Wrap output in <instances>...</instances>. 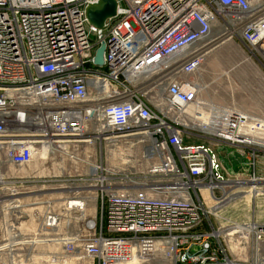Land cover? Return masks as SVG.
Segmentation results:
<instances>
[{
	"label": "built area",
	"instance_id": "2783aa9c",
	"mask_svg": "<svg viewBox=\"0 0 264 264\" xmlns=\"http://www.w3.org/2000/svg\"><path fill=\"white\" fill-rule=\"evenodd\" d=\"M97 1L0 0V171L12 176L37 154L45 163L96 141L114 147L126 134L146 140L155 162L129 173L108 167L106 154L105 166L82 161L80 182H60L64 193L43 202L31 228L1 214L0 264H264V224L214 227L206 202L264 194V145L239 134L264 133V122L214 108L196 78L231 28L264 75V12L252 0H116L98 67L84 11ZM192 118L236 148L247 177H223L212 145L189 143L197 135L183 122L197 131ZM12 180L0 198L22 194Z\"/></svg>",
	"mask_w": 264,
	"mask_h": 264
},
{
	"label": "rangeland",
	"instance_id": "374dc122",
	"mask_svg": "<svg viewBox=\"0 0 264 264\" xmlns=\"http://www.w3.org/2000/svg\"><path fill=\"white\" fill-rule=\"evenodd\" d=\"M213 33L220 36L222 31L216 30L213 31ZM95 39H97L96 36H92V40ZM240 42L242 43L238 28H231V30L222 36V40H220L222 45L219 46L220 43H218L219 47H217V49L212 53L210 68H208L207 74L204 77L205 85L207 86L206 94L210 98L213 97L220 101L237 100V97L240 98L242 95L251 98L249 95L251 88L257 89L256 86H253L250 84V82H248L249 79L260 77L259 72L257 74V70L254 66L257 65V62H255L254 59L250 57V61L248 60L249 67L246 65L243 67L240 64L241 58L237 57L233 49H229V46H227L229 43L234 45V47L237 46L236 50H238L239 53L242 55H247V47L245 46V48L242 46ZM238 46L241 49H239ZM183 123L187 127L184 129L187 132V135H197L195 137L196 139H189V143H194L190 140L206 141L212 145L211 147L214 151V154L217 156L224 168L223 172L220 171L223 177H227L225 172L229 178H234L239 175L236 173L247 170L246 160L237 154L236 148L234 146L218 143L213 141V139L210 140L208 138L209 135L205 133L190 131L189 122L184 121ZM262 135L263 134H258L259 137H262ZM141 141H143V143ZM94 143V148L91 149H74L72 152L71 150H68L69 155L73 156L74 159H70L71 157H68L69 155H63L62 157L58 158L50 155L47 161L45 163L43 162L42 166H34V162L25 169H17V171H21V173L19 172V174L12 176L9 175L11 179H14L12 181H16L14 183H17V185L21 186L20 189L22 190V194L21 196L17 195L10 198L5 196L8 198L9 203L0 206V217L1 214L5 218L13 216L11 213L12 206H23V208H21L22 213L19 215L21 219L17 218L18 221L20 220L19 222L21 224L26 222L28 225L31 222L33 223L38 214L42 212L43 205H45L43 202L45 200H54L64 193L63 190L54 189L59 184H61L60 182H65L67 184H77L80 182L79 180L83 176L80 166L83 164L81 163L82 161L88 163L101 162L105 166L103 159L106 154V156L110 157V159L106 162L108 167L118 168L119 170L129 173L147 170L155 162L152 150L150 149L147 141L132 134L121 136L114 147H105L103 141H96ZM256 167V171L258 172L259 176L264 179V151H259L257 153ZM246 175L247 174L244 173L240 176L247 177ZM235 196L236 195H234L233 198ZM33 198H36L39 203L35 204L34 206H29L28 203L32 202ZM239 203V211H242L246 205L244 202ZM31 207L38 208L28 211L27 209ZM12 210H15V208ZM228 217L231 219V221L238 223H243L244 221H255L259 224H264V195L257 199H251V209L248 219L245 220L244 217L239 214H237L235 217ZM208 218L211 220L214 227L219 225L225 226L227 224L224 223L222 219L217 217L209 216ZM24 226L27 225L25 224ZM28 228H31V225H29ZM208 230H210V227H208L207 224H202L199 231L205 232ZM232 230L233 229L224 230L222 234L232 232ZM225 242V245L222 244L224 248H228L232 252L233 244L228 242L227 237L225 238Z\"/></svg>",
	"mask_w": 264,
	"mask_h": 264
},
{
	"label": "crops",
	"instance_id": "0c3cea01",
	"mask_svg": "<svg viewBox=\"0 0 264 264\" xmlns=\"http://www.w3.org/2000/svg\"><path fill=\"white\" fill-rule=\"evenodd\" d=\"M252 5L258 9H261L264 12V0H258V1L252 0ZM213 36H214V33H213ZM220 45H222V43H220L219 46ZM241 45L245 47L244 44L241 43ZM219 46L217 45L208 53L203 65L199 68L197 75H196L198 83L201 85V87H204L206 89V91H207V86L205 85L204 77L207 74L208 68H210V61L212 58V53ZM227 46H229L228 47L229 49H233V51L237 57L241 58L240 64L243 67H244V65L249 67L248 66L249 65L248 60L250 58L248 57V53H247V55H242L241 53L238 52V50H236L237 46L234 47V45H232L230 43ZM239 49H241V48L239 47ZM242 57H243V59H242ZM254 66L257 70V74L259 72L260 77L249 79V81H248V82H250V84L257 87V89L251 88V92H249V95L251 98H248L247 96L242 95V96H240V98L237 97V100L220 101V100H217L213 97L210 98L206 94V96H205L206 101L211 103V106H213L214 108H216L218 110L225 109V110L235 111V112L249 116L253 122L263 123L264 122V75L261 72L259 65H254ZM191 122H192V126L197 131L209 133V134H216L215 132L210 131V129H206L203 126V124H201L198 120H194L192 118ZM239 134H241V135L244 134L245 136H247V138H250L252 141H255V142L258 141V143H260V141L264 140V133L263 132L253 131L252 129H250V127H246V128L241 129ZM258 134H263V135H262V137H259ZM244 173L247 174V170L241 171V172L236 173V174L242 175Z\"/></svg>",
	"mask_w": 264,
	"mask_h": 264
},
{
	"label": "bare ground",
	"instance_id": "6f19581e",
	"mask_svg": "<svg viewBox=\"0 0 264 264\" xmlns=\"http://www.w3.org/2000/svg\"><path fill=\"white\" fill-rule=\"evenodd\" d=\"M220 40H222V37L220 38ZM253 142H255V141H253ZM255 143H258V141H256ZM259 144L264 145V141H260ZM34 158H35V163L33 164L34 166H39V165L42 166L43 165V162H41L43 157L41 158L40 154L35 155ZM2 172L3 171H0V184L5 183V179H6L7 175H10L9 173L4 174ZM10 172L13 173L12 175L19 174V172L21 173V171H17V170L16 171L10 170ZM262 183H264V182H261L260 184H262ZM256 185L257 184H255L254 186H256ZM252 190H251V193H244V194H239V195L237 194L234 198H233L234 195L229 196L228 199L226 201H224L221 206H218V207L212 205L213 202L215 203V200H213L211 198L207 199L206 202L209 206L212 207L211 211L213 212V215L215 217L222 219L224 221V223L231 222L235 225H240V224L246 223L248 221H244L243 223H238V222L231 221V219L228 216L235 217L237 214H239V215H242L245 220L248 219L249 212L251 209V199L252 198L257 199L260 197V195L255 194L254 191H252ZM12 196H17V195H12ZM12 196H10V197H12ZM10 197H8V198H10ZM8 198H6L5 196H1L0 206H3V204L9 203ZM239 202H244V204L246 205V207L242 211H239V207H238L240 204ZM38 203L39 202L37 201V199L33 198V201L28 203V204H29V206H34L35 204H38ZM13 208H15V210H12ZM21 208H23V206H21V207L20 206H14V207L12 206L11 213L13 214V216L16 219L20 218L19 215H21V213H22ZM36 208H38V207H31V208H28L27 210L31 211V210H35ZM29 225H31V227H32L33 223H30Z\"/></svg>",
	"mask_w": 264,
	"mask_h": 264
},
{
	"label": "water",
	"instance_id": "95a60500",
	"mask_svg": "<svg viewBox=\"0 0 264 264\" xmlns=\"http://www.w3.org/2000/svg\"><path fill=\"white\" fill-rule=\"evenodd\" d=\"M116 0H98L94 4H88L85 7V18L87 24L96 29V38L98 46L94 51L92 64L98 67L104 64L105 41L102 37V29L107 20L112 19L116 15Z\"/></svg>",
	"mask_w": 264,
	"mask_h": 264
}]
</instances>
